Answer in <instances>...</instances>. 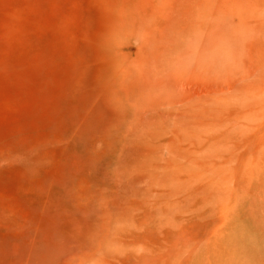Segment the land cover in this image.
<instances>
[{"label":"rangeland","instance_id":"374dc122","mask_svg":"<svg viewBox=\"0 0 264 264\" xmlns=\"http://www.w3.org/2000/svg\"><path fill=\"white\" fill-rule=\"evenodd\" d=\"M0 264H264V0H0Z\"/></svg>","mask_w":264,"mask_h":264}]
</instances>
